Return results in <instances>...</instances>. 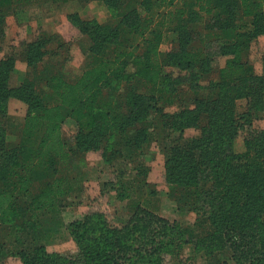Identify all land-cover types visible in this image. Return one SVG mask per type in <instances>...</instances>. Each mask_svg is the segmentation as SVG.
Masks as SVG:
<instances>
[{"label": "trees", "instance_id": "trees-1", "mask_svg": "<svg viewBox=\"0 0 264 264\" xmlns=\"http://www.w3.org/2000/svg\"><path fill=\"white\" fill-rule=\"evenodd\" d=\"M99 1L108 9L107 22L117 24L67 16L90 40L78 77H69L63 64L45 67L58 52H47L45 35L25 45L22 55L36 77L28 76L19 87L10 86L15 59H0V222L19 219L23 205L46 221H59L67 191L58 168L72 158L62 132L69 118L78 124L76 152H101L109 161L131 154L133 159L158 128H194L200 135L181 136L171 146L165 177L175 186L172 196L180 208L198 212L202 232L141 205L121 227L96 211L70 225L75 255L47 254L41 247L30 264H164L186 244L209 252L217 264H264V128L254 127L264 119V71L257 74L246 57L252 40L264 36V0H190L187 7L165 12L176 0ZM19 2L0 0V38L6 8ZM197 5L199 18L210 17L220 35L215 49L206 46L201 53L189 49L196 33L187 22L194 20ZM239 9L252 19L247 31L234 26ZM164 29L178 33L168 52L159 50ZM216 55L226 57V64L212 82L213 93L199 96L195 68L207 75ZM42 81L54 97L51 104ZM162 94L180 104L178 113L163 111L157 100ZM13 98L27 106L19 144L8 143L4 123ZM242 132L245 149L236 153L234 140ZM36 184L40 190L34 192ZM134 185L117 179L101 190L125 202ZM218 249L227 250V260L220 261Z\"/></svg>", "mask_w": 264, "mask_h": 264}, {"label": "rangeland", "instance_id": "rangeland-1", "mask_svg": "<svg viewBox=\"0 0 264 264\" xmlns=\"http://www.w3.org/2000/svg\"><path fill=\"white\" fill-rule=\"evenodd\" d=\"M189 1L176 0L172 6L162 9V12L187 7ZM33 4L40 7H34ZM192 8L194 20L187 24L190 26L189 29L196 33V38L190 44V51L201 53L206 46H212L215 49L219 45L220 35L213 26L212 19L204 17L201 20L199 18L200 6ZM262 11L264 12V7ZM50 12H53L51 7L43 3V0H36L31 5L18 4L6 8V32L0 38V59L11 57L15 59L16 64L10 80V86L13 88L19 87L28 76L36 77L28 69L22 52L26 44L43 35L50 38L47 52L58 51L56 56L51 57V62L46 60L45 67L54 70L63 64L66 73L72 79L78 77L84 70L90 40L83 36L68 21L67 17H57L55 25H52L53 22L48 19ZM236 17L234 24L236 29L247 31L251 27L252 19L243 16L242 10H238ZM118 22L119 20H113L107 23L117 24ZM164 33L166 35L159 50L168 52L173 42L177 41L178 33H171L166 29ZM213 49L212 52L217 53ZM246 57L254 71L262 74L264 71V36L252 40ZM215 59L207 75L203 76L199 68H195L197 80L193 79V83L196 84L199 96L213 93L210 90L212 82L219 80L220 70L226 64V57L216 55ZM43 67L44 63L37 69V72L40 73ZM167 71L172 72L173 69L170 68ZM46 85L45 81H42L40 88L44 89L45 96L51 104L54 102V97L49 93ZM191 90L193 92L195 89ZM118 91L122 92L123 86ZM169 96V94L157 96L159 105L163 106L165 113H178L181 109L180 104ZM120 101L123 102V100ZM26 112V104L14 98L10 100L9 112L4 120L8 143L19 144L22 140ZM254 127L264 128V119L256 120ZM155 131L153 137L137 151L138 154L134 153L133 159H131V154L129 157L124 156L109 161L104 159L101 152L77 153L75 137L78 124L73 119H67L63 124L62 132L68 149L72 152V158L60 164L58 168L57 176L65 178L64 187L67 191L61 199L60 219L56 224L50 220L46 221L36 210L26 209L27 205H23L22 209H18L21 213L19 219L0 222V264H30V261L41 253L37 250L41 247L47 254H60L65 257L75 255L78 248L70 233V225L96 211L103 212L111 225L121 227L128 222L137 206L141 205L155 210L171 222L179 223L183 228L193 229L197 234L202 232V228L196 225L198 212L188 207L180 208V204L172 196L175 186L167 183L165 177V164L171 146L181 136L200 135V130L191 128L180 132L169 128H158ZM244 136L245 132H242L234 140V152L244 151ZM106 142L107 140H104L103 143L106 144ZM117 179L120 182H135L132 197L128 201H120L114 192H102L103 183ZM39 190L38 185L33 188L34 192ZM215 254L220 261L228 259L227 250L218 249ZM38 260L39 258H36L35 263ZM164 264H217V262L204 249H197L192 244H186L179 252L167 255Z\"/></svg>", "mask_w": 264, "mask_h": 264}, {"label": "crops", "instance_id": "crops-1", "mask_svg": "<svg viewBox=\"0 0 264 264\" xmlns=\"http://www.w3.org/2000/svg\"><path fill=\"white\" fill-rule=\"evenodd\" d=\"M20 4L31 5L36 0H15ZM48 7H51L50 19L55 25L57 17H67L70 14H78L83 20H96L100 23L109 20V12L106 5L99 0H43ZM34 7H40L33 4Z\"/></svg>", "mask_w": 264, "mask_h": 264}]
</instances>
